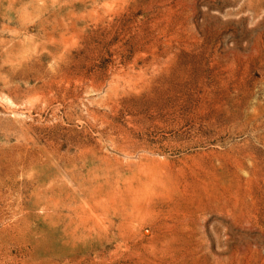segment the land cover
<instances>
[{
    "label": "rangeland",
    "instance_id": "374dc122",
    "mask_svg": "<svg viewBox=\"0 0 264 264\" xmlns=\"http://www.w3.org/2000/svg\"><path fill=\"white\" fill-rule=\"evenodd\" d=\"M0 264H264V0H0Z\"/></svg>",
    "mask_w": 264,
    "mask_h": 264
}]
</instances>
